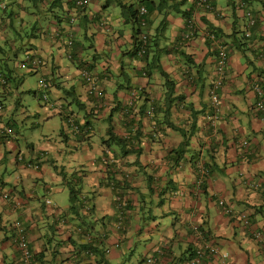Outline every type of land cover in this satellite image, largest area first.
Here are the masks:
<instances>
[{
    "label": "crops",
    "instance_id": "0c3cea01",
    "mask_svg": "<svg viewBox=\"0 0 264 264\" xmlns=\"http://www.w3.org/2000/svg\"><path fill=\"white\" fill-rule=\"evenodd\" d=\"M115 2L90 0L76 10L71 0H0L4 75L11 56L23 53L25 67L26 59L39 58L35 69L50 86L48 97L65 123L74 119L82 133L61 126L55 139L63 145L52 149L46 144L52 135L31 133L25 152L15 128L16 104L0 101V264H23L17 223L26 231L33 264H146L148 258L187 264L207 247L218 255L201 264H264V111L258 109L264 103V0L245 1L257 23L241 47L231 43L232 34L242 37L247 19L235 0H213L211 12L185 0L180 10L189 11L196 29L189 38L188 18L167 16L155 39L160 65L175 84L173 102L158 71L149 78L140 73L142 65L130 54L131 26ZM160 21L157 12L150 16L155 37ZM212 31L217 38H210ZM218 44L230 46L229 68L220 111L211 119ZM70 64L96 74L100 97L77 70L71 75ZM6 72L10 79L16 75L8 67ZM8 84L1 96L11 94ZM128 106L134 111L125 116ZM153 108L152 115L140 111ZM55 115L50 111L46 118ZM6 128L13 137L1 134ZM102 129L105 138L98 134ZM182 131L191 132L190 143L175 163ZM126 136L132 137L126 146L116 144ZM167 214L170 227L161 224Z\"/></svg>",
    "mask_w": 264,
    "mask_h": 264
},
{
    "label": "trees",
    "instance_id": "16d2710c",
    "mask_svg": "<svg viewBox=\"0 0 264 264\" xmlns=\"http://www.w3.org/2000/svg\"><path fill=\"white\" fill-rule=\"evenodd\" d=\"M35 2L39 1V0H33ZM185 0H181V1H176V0H137V2L135 4L133 3H124L122 0H116V6L119 8L120 10V14L121 17L124 19L125 23L131 26V37H132V48L130 51V54L132 56V58H134L136 61H138L142 66L140 69V73L143 74L144 76L148 77L150 75H152V73H154V71H158V73L161 75V77L165 80V85L167 88V91L165 93V97L168 100H170L171 102L175 101L176 98L174 97L175 95V84L174 82L170 79L169 75L163 71L161 65H160V61H161V50H159V43L158 40L155 39L157 38V33H160V31H163L164 28L167 25V16L169 14H179L180 16H183L184 18H188V22H190V14L189 11L186 12L185 10H180V7L183 5V2ZM193 6L196 8H201L203 9V11L206 12H211L215 9L214 7V2L213 0H206L204 3H202V6L200 5V0H193ZM246 0H235L234 4L237 5V9L238 7L241 5V9H244V11L249 10L252 14V11L247 7L246 5ZM71 2L74 4L75 9L76 10H81L83 8H86V6L84 7H77L75 5V0H71ZM168 4H171L170 6H168ZM199 6V7H198ZM235 6V5H234ZM144 8L145 9V14H141L140 10ZM157 12L158 15L161 16V21L160 24L158 25V27L156 28V37L154 35H151L149 33V25H150V16ZM253 16V15H252ZM74 19V18H73ZM247 19V18H246ZM187 22V26L189 25V23ZM257 23V18H254V24L251 26H248V21H247V25H246V31L244 33V35H242V37H240L239 39L237 37H235L232 34V42L231 43H235L237 44L238 47H241L242 45H244L242 43L243 40L247 41L251 39V29L253 27L256 26ZM144 24V27L141 28V25ZM193 31V35H196V29L195 27L192 25V29ZM213 36L215 38H217L218 36L215 32H213ZM212 33H210V37L212 35ZM140 34H144L146 36V44L144 46V54L140 55L138 54V50L140 47L141 42L139 41V37ZM237 35V34H236ZM248 35V36H246ZM230 43V44H231ZM228 46V47H227ZM222 47L224 48L225 52H226V57H227V69L229 68V52L228 49H230L229 44H224L222 45ZM216 55L218 56V50L216 51ZM216 56V58H217ZM227 69H226V74H227ZM90 70V69H89ZM93 72V71H92ZM94 73V72H93ZM226 79V78H225ZM125 83L121 86V87H125L126 83L128 82V77L125 74ZM213 83V82H212ZM8 84L7 81V77L4 75L3 71L0 68V86L1 87H6ZM212 85L210 88V93L212 91ZM219 90L220 88L217 90V95L219 97V102H220V95H219ZM210 93H209V97H210ZM261 101V95H258ZM43 98V96H41ZM44 99V98H43ZM45 100V99H44ZM146 101V100H145ZM122 110L125 111V116L128 115H132L133 114V108L132 107H126V108H122ZM142 114H146V115H152L154 113V111H156L154 108L152 110H140ZM169 111V110H167ZM210 111L211 110V99H210ZM136 116V115H135ZM183 132V141L180 144V149H178V152L175 153L176 157L172 158L175 163H179V160L181 159V155L184 153L185 148L189 145L190 143V138H191V132H186V131H182ZM132 138L131 136L128 137L126 136L124 139L123 138H117L116 139V144L120 145H124L126 146V142H128L130 139ZM109 143V142H107ZM129 143V142H128ZM113 144H109V147L112 146ZM179 155V156H178ZM227 206V204H226ZM75 206H71V208H74ZM197 250L194 253V256L192 258H190L188 260V263L195 257ZM213 257L210 256L209 254H206V256L203 257V261H209L210 259H212ZM157 262V260H156ZM202 263V262H201Z\"/></svg>",
    "mask_w": 264,
    "mask_h": 264
},
{
    "label": "rangeland",
    "instance_id": "374dc122",
    "mask_svg": "<svg viewBox=\"0 0 264 264\" xmlns=\"http://www.w3.org/2000/svg\"><path fill=\"white\" fill-rule=\"evenodd\" d=\"M23 59H24L23 53H20L18 54V58L11 56L8 62L4 65V72L9 82L8 90H11V94L6 96L3 95L4 97L0 95V101L2 103H5V106L10 107L13 106V103L16 104V111L14 110L13 114L15 115L18 125H16L15 128L18 131V133L21 132L22 134V136L20 137V144L23 148V151L26 152L25 144L27 139H25V137L29 138L31 133L39 135L38 138L42 134L52 135V139L46 142V144H48L51 149L53 148V146L55 147L59 144L63 145L62 142H59L57 139H55L56 136L59 134L60 127L65 125V128H68L72 133L79 134L80 125L77 124L75 120L72 118H68L66 124L61 114L58 113V111L61 113L58 103L55 105L54 104L55 102L51 101L52 97L51 96L48 97L47 92L46 94L48 98L46 100H44L41 97L45 94V92L40 87V83L42 81V80L40 81V75L37 73V70L35 68L29 67L31 65L29 59H26L28 60L27 62L28 64L25 67L22 64ZM6 67L16 72L15 77L11 79L10 77H8L6 72ZM76 70L78 72L77 73L78 77H80L81 76L80 67L79 69L77 68V66L74 68L70 64L71 75H74L76 73ZM2 89L3 88L0 87V93L3 91ZM53 105H55V107H53ZM2 110H3V106H2ZM50 111H52L56 115L49 120L46 117ZM32 123H36L38 126L37 125L32 126L31 125ZM102 125L105 126V123H103ZM76 127L78 128V130H76ZM81 134L82 133H80L79 135ZM98 134L100 138L103 137L105 138L103 129ZM100 146H102V143ZM66 150L68 152L71 151L73 154H76L77 152L80 151L79 148L78 149L70 148L69 150L68 148H66ZM74 167H76V165L72 164L69 168L74 170ZM83 167H79V168H83ZM69 168L67 170H69ZM64 197L66 202H68L69 199L68 194L64 193L61 196V198ZM166 217L168 218L163 222H161V224L164 225L165 227H170L172 225V220L170 218V215L167 214ZM142 249L144 248L142 247ZM142 249H140L139 252H143Z\"/></svg>",
    "mask_w": 264,
    "mask_h": 264
},
{
    "label": "built area",
    "instance_id": "2783aa9c",
    "mask_svg": "<svg viewBox=\"0 0 264 264\" xmlns=\"http://www.w3.org/2000/svg\"><path fill=\"white\" fill-rule=\"evenodd\" d=\"M205 1L206 0H200V2H199L200 5L202 6V3H204ZM89 2H90V0H75V5L77 7H84V6L88 5ZM238 8L241 9L242 8L241 5ZM140 13L145 14V9L142 8L140 10ZM243 13H244L245 17L247 18L248 26L249 25L252 26L254 24V17L252 16L251 12L249 10L244 11V9H243ZM71 21H73V20H71ZM192 25H193L192 22H189V33L186 35V38H189L193 35V31L191 30ZM142 27H144V24L141 25V28ZM246 36H248V35H246ZM210 38L214 39V36L211 35ZM139 41L141 42L139 50H138L139 51L138 54L140 56V55L144 54V51H145L144 46L146 44V36L144 34H140ZM66 44H67V46L71 47L73 45V41L69 40L68 42H66ZM217 50H218V56L216 58L215 78H214L213 83H212V89L213 90L210 93L211 110L213 112V115L210 116L211 119H217V115L220 111V102H219V97L217 95V90L219 88H221L223 85V82L226 78V69H227V65H228L226 52H225V50L221 44L217 45ZM31 58H32L31 59V65L34 68L38 67L41 63L40 59L37 57H34V56H32ZM80 75H81V78L83 79V81L87 84L89 92L100 97L101 96V88L99 85V79L96 76V74H94L87 67H83L80 70ZM40 87L45 92V94L43 95V98L46 100L48 98L46 92L48 91L50 86L46 80H42L40 83ZM256 92L258 95H262V91L260 89L256 88ZM258 109L264 111V103L263 102L259 103ZM1 110H2V106L0 105V112H1ZM76 130H78L77 127H76ZM1 134H4V135L9 136V137H13L14 131L12 128H6L5 130H3V133H1ZM243 145L246 146L247 143L244 142ZM34 167H37V166H34ZM262 192L264 194V186L262 187ZM47 203H49V202H47ZM219 204L226 214L229 215L232 213L231 209L228 206H226V204L224 202H220ZM15 226H16V230H17L16 244H17L18 250H19L20 255H21V262H23V264H33L34 263V259H33L34 257H33L32 251L30 249L29 242L27 240L26 231L23 228L22 224H20V223H17ZM205 249L206 250H204V249L197 250L195 257L187 264H201L202 259L204 256H206V254H209L212 257H215L216 255H218V251L215 247H207ZM225 257H227V255ZM146 264H156V259L155 258H148L146 260Z\"/></svg>",
    "mask_w": 264,
    "mask_h": 264
},
{
    "label": "clouds",
    "instance_id": "9594fccd",
    "mask_svg": "<svg viewBox=\"0 0 264 264\" xmlns=\"http://www.w3.org/2000/svg\"><path fill=\"white\" fill-rule=\"evenodd\" d=\"M90 3V2H89ZM89 5V4H88ZM88 5H86V7L88 6ZM71 20H73V18L71 19ZM82 69V68H81Z\"/></svg>",
    "mask_w": 264,
    "mask_h": 264
}]
</instances>
